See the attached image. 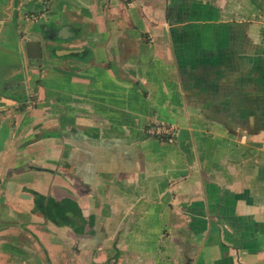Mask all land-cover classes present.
Here are the masks:
<instances>
[{"label":"crops","instance_id":"crops-1","mask_svg":"<svg viewBox=\"0 0 264 264\" xmlns=\"http://www.w3.org/2000/svg\"><path fill=\"white\" fill-rule=\"evenodd\" d=\"M0 264H264V0H0Z\"/></svg>","mask_w":264,"mask_h":264},{"label":"trees","instance_id":"trees-1","mask_svg":"<svg viewBox=\"0 0 264 264\" xmlns=\"http://www.w3.org/2000/svg\"><path fill=\"white\" fill-rule=\"evenodd\" d=\"M157 137L168 140L166 135ZM29 192L33 195V211L56 226L69 227L77 235H84L86 226L95 224V217L86 218L82 208L73 199L57 200L33 189H29Z\"/></svg>","mask_w":264,"mask_h":264},{"label":"water","instance_id":"water-1","mask_svg":"<svg viewBox=\"0 0 264 264\" xmlns=\"http://www.w3.org/2000/svg\"><path fill=\"white\" fill-rule=\"evenodd\" d=\"M68 29L64 28L59 30L57 33L58 37L66 38ZM27 55L30 58H41L42 57V44L40 41L30 40L26 43Z\"/></svg>","mask_w":264,"mask_h":264},{"label":"built area","instance_id":"built-area-1","mask_svg":"<svg viewBox=\"0 0 264 264\" xmlns=\"http://www.w3.org/2000/svg\"><path fill=\"white\" fill-rule=\"evenodd\" d=\"M147 131L150 135H154V136L166 135L169 141H173L174 139L175 129L171 125L169 126V125L158 123V124L149 126Z\"/></svg>","mask_w":264,"mask_h":264}]
</instances>
